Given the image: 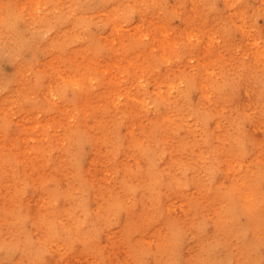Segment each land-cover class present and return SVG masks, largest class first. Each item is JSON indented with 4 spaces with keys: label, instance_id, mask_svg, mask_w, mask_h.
<instances>
[{
    "label": "bare ground",
    "instance_id": "6f19581e",
    "mask_svg": "<svg viewBox=\"0 0 264 264\" xmlns=\"http://www.w3.org/2000/svg\"><path fill=\"white\" fill-rule=\"evenodd\" d=\"M118 3L113 18L121 17L123 3ZM192 10L187 21H193L197 36L204 34L205 39L199 52L213 53L214 59L199 60L180 76L172 67L167 69V80L161 82L165 89L158 87L155 93L133 82L124 93L126 102L117 98L115 111L108 110L105 118L100 111L106 97L118 89L102 87L104 98L89 104L87 94L80 91L74 100L78 122L87 124L91 115L98 119L105 138L99 134L104 159L92 162L93 170L87 166L71 172L58 155L53 164L46 163L39 150V160L33 161L42 163L31 177L37 189L33 205L24 200L16 212L0 202V264H77L85 258L87 264H139L133 245L152 252L151 264H264V64L260 67L258 61L264 50L253 55L247 51V57L251 54L247 61L227 68L219 61L213 34L232 51L236 43L227 25L242 16L230 19L209 4L194 3ZM243 21L253 24L249 18ZM0 23L3 35L23 37L7 13ZM170 41L159 39L156 47L165 49L172 46ZM124 42L121 38L117 44ZM94 48L87 60H81L82 83L74 84L90 81ZM38 92L40 103L65 112L61 104L53 103L54 98L64 102V88ZM54 120H45L51 130L58 128ZM123 125L128 129L125 136L119 131ZM66 126L62 134L68 140L74 125ZM72 141L74 146L68 147L74 161L80 142L75 137ZM219 168L224 178L213 182ZM113 229L121 235L112 240ZM182 235L190 239L183 261L177 243ZM12 249L15 253L4 263Z\"/></svg>",
    "mask_w": 264,
    "mask_h": 264
},
{
    "label": "rangeland",
    "instance_id": "374dc122",
    "mask_svg": "<svg viewBox=\"0 0 264 264\" xmlns=\"http://www.w3.org/2000/svg\"><path fill=\"white\" fill-rule=\"evenodd\" d=\"M121 1V17L113 18L114 4H119L118 0H0V21L7 13L17 23V31L23 35L16 39L14 35H3L0 30V123L3 122L0 124V202L3 208L6 203L17 212L22 208L24 200L31 202L30 206L33 205L37 189L31 177L42 163L33 160H39L37 157L41 152L49 164H53L58 155L71 172L85 170L87 166L93 170L95 165L92 162L96 164L98 157L104 159L99 146V134L101 137L103 134L98 119L91 115L87 124L78 122L80 118L76 114L74 100L79 99L80 91L81 95L87 94L89 104L104 98L102 87L105 90L118 89L106 97L107 103L100 111L105 118L108 110L115 111L117 98L126 102L124 93L133 82H141L147 85L150 93H155L159 91L158 87L165 89V83L161 82L167 80L164 74L167 69L172 67L180 76L183 75L181 72L197 61L214 59L213 53L199 52L204 34L198 37L194 22L187 21V18L192 19L194 3L209 4L219 12H227L230 19L242 16L232 25H227L229 35L233 36L236 43L232 51L224 49L218 35L213 34L219 61L227 68L233 66L232 63L247 61L257 49L264 50V12L261 11L264 0ZM247 17L253 24L243 21ZM48 23L55 24L49 26ZM71 24L75 25L73 29H69ZM258 35L260 37L257 42H253ZM89 38H92L90 42ZM121 38L127 40L122 46L117 44ZM167 38H171L169 43L172 46L167 45L165 49L156 47L157 40ZM150 44L152 47L147 48ZM114 47H120V50ZM93 48V67L88 70L90 81L84 85L74 84L73 81L82 83L81 78L85 76L81 71V60H87ZM189 50L196 53H190ZM247 51L251 52L249 57ZM145 55L149 57L148 62H145ZM258 61L262 67L264 58L258 56ZM90 82L95 83L94 86ZM48 87L55 91L65 89L64 102L54 98L53 103L61 104L68 115L65 112L60 114L53 105L40 103L42 96L38 91H45ZM120 93L123 95L120 96ZM72 115L75 116L70 118ZM52 118H55L53 125L58 127L57 130L52 129L54 132L45 123V120L51 121ZM67 124L74 125L69 129L73 131L68 140L62 134L64 130L67 131ZM246 127L250 128L248 124ZM119 131L121 136L128 133L124 125ZM56 132L57 136H54ZM25 133V138H22ZM42 134H46L44 139H41ZM74 137L80 145L73 161L69 147L74 146L70 144ZM249 149L253 153L251 146ZM223 178L224 173L220 168L212 176L213 182ZM228 181L231 183L232 178H228ZM0 211H3L1 206ZM238 215H241L240 211ZM119 218L123 221L120 214ZM205 225L207 229L211 228L210 222L206 221ZM112 231V240L114 236L121 235L117 229ZM177 243L183 261V252L190 239L182 235ZM133 247L139 264H151L152 252L135 245ZM12 250L3 257L4 263L5 259L15 253L16 249ZM78 261L77 264H87L86 258Z\"/></svg>",
    "mask_w": 264,
    "mask_h": 264
}]
</instances>
